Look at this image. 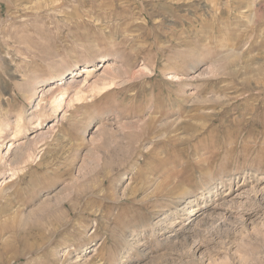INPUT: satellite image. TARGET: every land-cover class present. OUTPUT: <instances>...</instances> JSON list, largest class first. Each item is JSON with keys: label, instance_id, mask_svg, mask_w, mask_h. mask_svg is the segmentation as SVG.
<instances>
[{"label": "rangeland", "instance_id": "1", "mask_svg": "<svg viewBox=\"0 0 264 264\" xmlns=\"http://www.w3.org/2000/svg\"><path fill=\"white\" fill-rule=\"evenodd\" d=\"M0 264H264V0H0Z\"/></svg>", "mask_w": 264, "mask_h": 264}, {"label": "bare ground", "instance_id": "2", "mask_svg": "<svg viewBox=\"0 0 264 264\" xmlns=\"http://www.w3.org/2000/svg\"><path fill=\"white\" fill-rule=\"evenodd\" d=\"M77 66V65H76ZM71 69V68H70ZM70 69H67V70H64L61 74H65V73H69L70 72ZM150 123V122H149ZM147 126H141V127H139L140 128V130L143 132V131H147V130H149V126H148V124H146ZM153 125V124H152ZM77 191V190H76ZM72 200V198H69V201H71ZM66 204V202L65 203H63L62 205H65ZM68 204V203H67ZM89 204V203H88ZM69 205V204H68ZM73 204L71 205V209H73ZM56 216V215H55ZM66 216H68V214L66 215Z\"/></svg>", "mask_w": 264, "mask_h": 264}]
</instances>
